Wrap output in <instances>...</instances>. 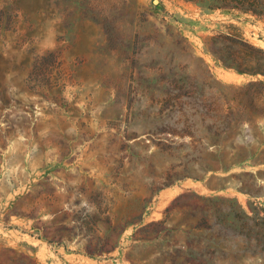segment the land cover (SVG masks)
Returning a JSON list of instances; mask_svg holds the SVG:
<instances>
[{"label": "rangeland", "instance_id": "1", "mask_svg": "<svg viewBox=\"0 0 264 264\" xmlns=\"http://www.w3.org/2000/svg\"><path fill=\"white\" fill-rule=\"evenodd\" d=\"M229 25L264 49V16L185 0H0V264H183L203 199L264 207V106L225 169L180 113L252 80L211 53Z\"/></svg>", "mask_w": 264, "mask_h": 264}, {"label": "trees", "instance_id": "2", "mask_svg": "<svg viewBox=\"0 0 264 264\" xmlns=\"http://www.w3.org/2000/svg\"><path fill=\"white\" fill-rule=\"evenodd\" d=\"M185 1L199 3L209 11L220 10L226 14L238 11L264 16V0ZM210 45L217 65L252 80L241 86L217 83V96L214 92L206 94L207 90H213L209 83L203 85L207 90L189 88L185 97L190 102L180 113L190 122L189 128L201 129L200 139L204 141V146L199 148L200 154L197 148L192 151L199 155V161L204 162L212 155L209 149H220L218 163L222 169L228 162L231 166L248 165L255 161L257 154H248V144L239 130L245 123L252 124V118L245 116L247 113L258 111L259 104L264 106V49L250 43L234 25L224 26L223 32L211 38ZM171 93L181 97L180 88H174ZM212 95L205 99V96ZM202 203L215 206L213 216L205 206L197 207L193 212L192 217L199 218L200 224L203 221L205 226L202 230L190 226L187 231L192 241L180 251L186 262L183 264H241L235 260V255L240 253L250 254L264 264V207L250 204L247 211L235 198H205ZM160 237L143 239L142 247L148 249L160 241ZM141 261L148 264L146 259Z\"/></svg>", "mask_w": 264, "mask_h": 264}]
</instances>
